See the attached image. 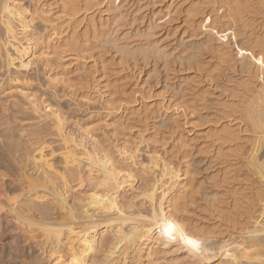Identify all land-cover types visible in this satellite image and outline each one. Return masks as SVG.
Here are the masks:
<instances>
[{
	"label": "rangeland",
	"instance_id": "rangeland-1",
	"mask_svg": "<svg viewBox=\"0 0 264 264\" xmlns=\"http://www.w3.org/2000/svg\"><path fill=\"white\" fill-rule=\"evenodd\" d=\"M16 1L29 12L34 40L24 58L31 62L27 68H19V60L11 65L0 46V180L8 183L0 184V196L19 193V179L22 184L47 179L53 183L48 182L49 191L22 196L36 199L32 214L54 213L55 185L81 212L97 173L85 163L82 168L67 163L66 153L73 150L85 159L86 150L103 148L118 163L134 167V188L122 189L121 197L137 215L149 209L140 192L158 178V169L146 166L159 156L160 163L187 172L179 193L198 191V199L177 200L184 204L177 214L198 232L199 246L193 250L178 231L165 228L150 249L118 263L264 264V233L255 240L239 237L230 203L235 194L253 201L258 191L264 194L247 162L253 132L243 116L245 90L261 76L246 50L264 39V10L251 14L244 28L224 16L218 0H96L91 6L81 3L76 15L65 8L68 0ZM48 109L60 115L61 132ZM227 127L241 139L223 143L220 134ZM62 133L74 142L67 143ZM124 147L136 152L134 161L119 155ZM20 198L2 211L0 264H55L58 254L46 248L44 227H31V234L22 230ZM90 213L99 218H94L100 224L97 239L108 251L117 242V227L102 221L115 216ZM127 224L124 229L132 226Z\"/></svg>",
	"mask_w": 264,
	"mask_h": 264
},
{
	"label": "bare ground",
	"instance_id": "bare-ground-1",
	"mask_svg": "<svg viewBox=\"0 0 264 264\" xmlns=\"http://www.w3.org/2000/svg\"><path fill=\"white\" fill-rule=\"evenodd\" d=\"M107 2H109V0H107ZM66 3L65 8H67L69 12L71 11V13H74L75 11H80L81 3L83 5H90L96 3V0H68ZM218 5L220 9H225L224 16L229 17L230 22L233 24L240 23V26L244 28L247 26L251 14L253 15V13L261 12L260 10L262 9L264 10V0H218ZM63 6L65 5L63 4ZM90 6H87V9ZM74 15H76V12ZM68 16L73 18V14H68ZM65 23L67 22L65 21ZM67 25H69V23ZM30 27L31 20L29 18V12L25 9L23 10L16 0H0V46H4L6 56L11 65L14 64V60H19V68H27L31 64V62L24 61V58L30 54V50L33 47L32 41L34 38L31 34ZM248 40L249 39H247L246 43ZM75 42L77 41L71 44L76 46ZM254 43V45H249V47H251L250 51L248 52L249 48L246 51L248 56L254 58L253 63L257 67L256 74H260L261 76L259 82L254 86L252 85V88H246L245 86L246 90L245 88L244 90L247 91L248 89V91L246 94L244 93V100H242L245 106L243 116L248 121L253 132V142L251 151L247 157V162L249 166L253 168L251 170L254 171V174H257V179L259 177L262 185V183L264 184V39L257 38ZM78 45L79 44H77V46ZM71 47L73 48L74 46ZM78 48L80 49V47H77V49ZM11 51H13L16 57L10 53ZM225 55H223L224 58ZM223 56L221 55V57ZM227 58L228 57H226L225 61ZM222 61L225 62L223 58ZM246 85L248 86L249 84L246 83ZM33 105L37 107L36 104ZM230 107L232 108L233 106ZM231 108L229 109L231 110ZM232 111L234 112L233 109ZM47 112L53 116L56 127L58 131L61 132L62 119L60 115L49 109ZM226 112L227 111L224 110V113ZM62 136L67 143L74 142V139L65 133H62ZM220 139H222L223 143L230 145L232 142H236L241 138L239 137V133L227 127L223 130V133L220 134ZM79 144H81V142H79L78 145ZM118 151L121 157L128 158L132 161L136 158V152L128 147L120 148ZM234 151H237V148ZM85 155L87 157L84 159L77 157L73 150H69L66 153L67 163L73 164L76 162L79 168L82 163H85L92 169L91 172L97 173V181H95L94 186L85 197L87 202L84 204V210L78 212L74 206L70 204L66 192L64 190H59L54 184L55 186H53L52 189L53 196L55 195L54 213L51 216H36L32 214L36 199L34 197L24 199L22 196H30L40 189L48 190V182L50 181L47 179L45 181L36 180L24 184L25 182L23 180L22 184V180L19 179L17 180L20 183L19 193L14 194L13 198L0 196V222L3 219L2 211H5V205L11 200L16 201L17 198L21 197L23 200L22 203L25 206L22 213L23 221H19L22 225V230L27 234H31L35 231V228L33 229L31 227L40 225L44 227L48 244L46 248H50L52 254H58V260L55 264H119V260H123V258L131 253H142L144 250L143 247L150 249L151 243L157 238L155 234H161L160 231L168 228L169 224L172 225V230L178 231L187 243L188 240L198 241V232L195 229H189L183 223L181 216L177 214L179 208H184V204L182 205L178 202L180 199H185V201L186 199H198V197L195 196L198 193L196 189V191L192 189L193 191L191 193H189L191 190H189L188 193L186 191L187 196L184 190V195L179 193V190L186 186L187 179V172L181 165L175 166L167 161L160 163L163 159L159 156L150 158V163L146 167L154 171L158 169V178L154 183L149 184L148 187L140 192L149 203V209L146 212L138 211L139 213L135 215L134 211H131L130 214L127 210L131 203L129 201L126 203L121 197L122 189L126 187L129 189L134 188V167L118 163L114 155L103 148H97L93 151L86 150ZM83 160H86V162H83ZM62 179L64 186L67 185L68 187L66 176H62ZM0 181L1 187H5V185L8 184L4 179L2 180V178ZM51 183L52 180L50 185H53V183ZM192 187L195 188L194 185ZM232 192V196L230 197H234V193ZM258 192L260 196L258 195L255 201L252 199L250 200L248 196L245 199V195L236 199V194L234 197L235 199L233 198L230 201L233 207L232 212H234L233 215L231 214L232 217L231 215L229 216L234 219L232 224L238 226L236 229L237 235L239 233V237L248 235L255 240L258 239L260 234L264 233V194L261 195L262 191ZM204 197L208 198L209 194L206 193ZM39 201L40 199L37 202ZM90 211L101 212L111 217L115 216L114 219L102 221L103 224L115 223V227H117L114 233L117 242L114 244V247H111L108 251V247L104 248L103 245L99 246L97 236L100 224L96 221L99 218L96 217V219L94 214L90 213ZM230 213L231 212H229V214ZM108 216L107 218H110ZM14 218L18 221L16 216ZM94 218L96 220H94ZM101 219L103 218L101 217ZM128 222L129 224L127 225L131 224L132 226L130 228H127V226L124 229L123 224ZM233 235H231V237ZM229 243L230 239L225 240L223 247L217 252L227 247ZM190 246L193 250H197V247ZM62 247H64L66 251V256L62 254ZM218 254L220 253L216 255ZM148 255L150 256L149 252ZM232 256L237 257V254H232ZM148 264L151 263L148 261Z\"/></svg>",
	"mask_w": 264,
	"mask_h": 264
},
{
	"label": "snow or ice",
	"instance_id": "snow-or-ice-1",
	"mask_svg": "<svg viewBox=\"0 0 264 264\" xmlns=\"http://www.w3.org/2000/svg\"><path fill=\"white\" fill-rule=\"evenodd\" d=\"M168 229H169V231H171V229H172V225H171V224L168 225ZM188 243H189L190 245H192L193 247H198V246H199V245L197 244V242L194 241V240H188Z\"/></svg>",
	"mask_w": 264,
	"mask_h": 264
}]
</instances>
